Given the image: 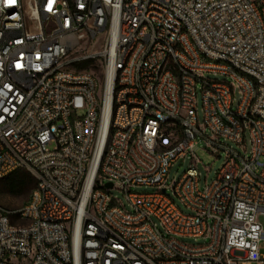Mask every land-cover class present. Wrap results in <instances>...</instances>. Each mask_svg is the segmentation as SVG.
I'll use <instances>...</instances> for the list:
<instances>
[{"label":"built area","instance_id":"2783aa9c","mask_svg":"<svg viewBox=\"0 0 264 264\" xmlns=\"http://www.w3.org/2000/svg\"><path fill=\"white\" fill-rule=\"evenodd\" d=\"M200 139L216 178L169 184ZM19 169L0 264H263L264 0H0V181Z\"/></svg>","mask_w":264,"mask_h":264},{"label":"rangeland","instance_id":"374dc122","mask_svg":"<svg viewBox=\"0 0 264 264\" xmlns=\"http://www.w3.org/2000/svg\"><path fill=\"white\" fill-rule=\"evenodd\" d=\"M101 40L99 41V45L95 46V50L101 48ZM95 69L99 74L103 73L102 62L100 60H95ZM210 78H220L223 79L222 76H214L209 75ZM101 86V84H100ZM200 116H202V112L200 110ZM231 144V143H230ZM206 142L202 139L198 141L193 149V156H186L185 158H181L177 160L173 166L170 168L168 174L169 184L175 180L180 179L183 174L191 167L192 161L197 159L199 160L197 168L201 173V186H205V184H210L216 178V175L219 169L222 166L223 158L218 159L213 153H210L207 149H205ZM236 148V145H233ZM4 181H0V205L8 208V209H18L24 206L31 198L32 192L35 189L34 185L27 186L20 194H11L3 191ZM138 192H153L155 188L153 187H138L136 189ZM113 193L122 201H125L124 195L115 190ZM260 222L264 226V215L259 217ZM189 242L198 243L194 239H188ZM200 241V240H199ZM261 253L264 256V241L261 243ZM264 264V263H263Z\"/></svg>","mask_w":264,"mask_h":264},{"label":"trees","instance_id":"16d2710c","mask_svg":"<svg viewBox=\"0 0 264 264\" xmlns=\"http://www.w3.org/2000/svg\"><path fill=\"white\" fill-rule=\"evenodd\" d=\"M90 64L85 63L84 67ZM1 181H4L3 191L11 194H20L27 186L37 185V179L27 169H19L4 177Z\"/></svg>","mask_w":264,"mask_h":264},{"label":"water","instance_id":"95a60500","mask_svg":"<svg viewBox=\"0 0 264 264\" xmlns=\"http://www.w3.org/2000/svg\"><path fill=\"white\" fill-rule=\"evenodd\" d=\"M111 186V185H110Z\"/></svg>","mask_w":264,"mask_h":264}]
</instances>
